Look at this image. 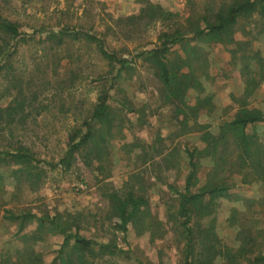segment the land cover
<instances>
[{
  "label": "rangeland",
  "instance_id": "374dc122",
  "mask_svg": "<svg viewBox=\"0 0 264 264\" xmlns=\"http://www.w3.org/2000/svg\"><path fill=\"white\" fill-rule=\"evenodd\" d=\"M219 1L0 0V13L18 22L27 33L16 39V51L9 61L6 59L13 68H7L0 80V109L11 112L18 120L13 146L24 144L30 148V165L41 168L43 179L39 190L30 193L26 181L19 182L13 173L26 164L6 156L15 151L3 139L0 173L8 190L24 187V197L30 201L27 205L33 212L74 215L82 235L108 242L113 251L99 264L186 262L181 227L185 219L178 214L179 196L168 186L184 191L187 148L205 146L200 133L191 128L207 127L218 132V127L231 120L239 109L238 98L244 85L232 59L235 44L208 43L209 74L203 77L204 89L190 88L186 96L188 103L194 105L198 98L210 95L213 107L210 111L204 109L198 117L191 115L186 128L182 123L184 115L179 114L180 102L164 101L157 68L141 53L160 46L163 32L173 31L187 22L191 14ZM61 30L68 33L63 34L60 42ZM53 32L57 34L51 36ZM85 34L102 39L117 61L110 65L98 45L86 39ZM234 38L236 42L250 40L264 56V22H242ZM173 49L172 57L182 56V45L175 44ZM114 75L117 76L112 80ZM112 81L116 87L111 91V105L122 126L109 131L108 136L113 138L107 159L86 162L76 154L70 168L62 166L59 162L69 149L70 129L88 116L100 85L105 83L108 87ZM21 104L24 110L20 109ZM249 106L264 111V81L250 98ZM251 130L264 144V122L251 126ZM8 132L7 129L5 133ZM97 139L93 137L86 149L97 150ZM161 152L170 154L168 160H162ZM208 161H199L196 185L205 183L210 169ZM18 175L26 177L25 173ZM243 176L235 178L232 198L220 199L215 214L217 233L230 246L238 244V227L229 220L233 210L238 211L241 221L247 212L243 198L264 197V185L255 180L244 182ZM115 195L121 199L132 195L148 200L126 231L116 225L119 215ZM2 214L0 211V264H5V259L23 245L22 236L35 231L38 223L26 220L19 232V221L3 219ZM254 219L264 230V212L256 213ZM47 229L42 249L45 264H50L65 237L54 232L56 229Z\"/></svg>",
  "mask_w": 264,
  "mask_h": 264
},
{
  "label": "trees",
  "instance_id": "16d2710c",
  "mask_svg": "<svg viewBox=\"0 0 264 264\" xmlns=\"http://www.w3.org/2000/svg\"><path fill=\"white\" fill-rule=\"evenodd\" d=\"M195 13L173 31L163 32L160 35L162 40L160 46L141 53L157 68L162 82L164 101L180 102L179 114L184 115L182 123L186 128L187 120L191 115L198 117L204 109L210 111L213 107L210 95L198 98L194 105L188 103L186 96L190 88L199 91L204 89L203 77L209 74L208 43L217 41L235 44L231 49L232 59L241 72L244 85L242 94L238 98L239 109L231 120L223 122L218 127V132H213L207 127L201 130L191 128L200 133L199 138L205 146L201 149L187 148L188 172L184 191L168 186L179 196L178 214L185 219L181 222L185 239V264H264V230L259 228L254 219L256 213L264 212L263 196L258 199L243 198L247 204V212L243 214L241 221L236 209L229 217L231 224L238 227L236 246L227 245L220 238L216 230L215 217L220 199L232 198L231 189L236 186L235 178L240 174L244 175V182L255 180L264 185V144L257 139L252 130L250 131L251 126L264 122V111L249 106L250 98L264 81V56L259 49L253 47L250 40L236 42L234 38L242 22L253 25L254 21L264 22V0H221L212 5L207 4L202 12ZM60 32L61 42L63 34L68 32L66 30ZM247 33L251 34L252 29L247 30ZM56 34L57 32H53L51 36ZM23 35L27 33L21 30L18 22L0 13V80L7 68L8 71L13 68L6 59L8 58L9 61L14 55L15 41ZM85 36L98 45L99 51L110 65L117 61L116 55L105 48L102 39L92 34ZM77 38L78 36L75 35V39ZM175 44L182 45L183 54L174 58L172 55ZM116 76L114 75L112 80ZM100 77L104 78L102 75ZM115 87L113 81L108 87L105 83L101 84L88 116L81 124L70 129L69 149L59 162L62 166L70 168L76 154L86 162L90 159L104 162L107 159L106 155L110 153V140L113 138L108 134L114 126H122V123L119 124L117 121L118 115L111 105L114 97L111 91ZM19 107L21 110L25 109L23 104ZM6 112L8 111L0 109V139L5 140V145L15 151L6 153V156H11L17 163L21 161L26 164V167L18 168L13 173L19 182L26 181V188L30 193L37 192L42 184L43 171L37 166L30 165L33 157L29 154L28 146L21 144L14 148L13 131L18 120L11 112ZM7 129L9 132L5 133ZM187 131L191 130L187 129ZM93 137L98 138L96 144L99 148L86 149ZM161 153L162 160H168L170 154ZM203 158L209 159L210 169L205 183L199 186L196 185V174L199 170V161ZM18 173H25L26 177ZM23 193L24 187L8 190L4 183V175L0 173L2 218L19 221V232L23 231L26 220H35L38 223L35 231L22 236L23 245L14 255L5 259V264H45L42 248L46 239L44 231L47 228L50 231L56 229L54 232L58 231L65 237L59 254L50 264H99L106 254L112 253L113 250H110L112 246L108 242H101L80 233L81 226L76 216L64 217L61 214L53 216L49 213L33 212L27 205L30 201ZM115 199L119 215V223L116 225L122 231H126L129 222L136 219L137 214L148 204V200L142 196L132 195L128 199H121L115 195ZM138 221L140 222L141 219Z\"/></svg>",
  "mask_w": 264,
  "mask_h": 264
}]
</instances>
